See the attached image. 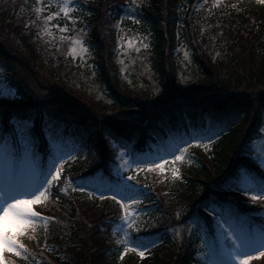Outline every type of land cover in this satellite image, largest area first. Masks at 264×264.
<instances>
[{"label":"trees","instance_id":"trees-1","mask_svg":"<svg viewBox=\"0 0 264 264\" xmlns=\"http://www.w3.org/2000/svg\"><path fill=\"white\" fill-rule=\"evenodd\" d=\"M106 4L105 0H78L77 7L79 10L75 12V22H70L71 24L76 23L80 28H83L81 25L85 26L83 30L86 32L90 45L93 47V52L100 55L107 53L103 52L104 46L99 40L97 25L104 19V7H106ZM119 7H117V10ZM133 15L139 23H133L132 20L125 17L120 22L127 24L129 28H139L149 34V48L153 54H156L158 61L164 58L168 46L169 50L172 47L177 48L180 46L181 48L182 46L190 51L192 60L198 66L200 73L211 76L212 73L202 64L203 54L211 52L212 55L217 56L215 64H221V62L225 64V70L220 77L225 78L227 82H231L233 88L250 89L251 87L257 88L263 85L264 2L262 0H236L232 5L228 3L225 6L221 3L219 7L204 4V0H141ZM8 19H10V16ZM211 27L214 30L209 36L207 32L202 33V30L206 31ZM24 36L22 34L20 39H24ZM251 41L255 44L253 50L255 51V65L247 68L243 66L237 67L238 61L235 58L232 60V57L238 52H241V54L235 57H243L242 47L236 51L234 49L231 50L228 46L233 44L242 46L245 42H250L251 44ZM247 50H251V48H247ZM109 52H111L110 47ZM6 58L3 48L0 47V62ZM102 63L103 65L105 64L104 60L100 59L98 64H96L98 67L97 74L106 91L110 93L109 99L113 104L119 105L120 108H131L132 102L120 98L113 90L111 81L115 78L111 79L112 76L107 74L106 71L107 69L111 70V65L105 64L107 67H103ZM161 66L163 65L158 64L157 72L161 75V86L165 91L159 95V99H154V102L160 103L157 107H165V109H173V111L177 112H179L181 107H188L190 110H183L184 112L179 114L180 117L184 116L183 119L192 123L184 124L181 121L180 123H182L181 125L184 128L176 130L175 127L168 128V121H159L162 119L159 117H157L158 120L154 118L157 126H147L143 131L145 136L153 137L151 142H159L162 133L163 135H170L172 131H182L188 136L190 132L188 126L195 129L200 128L204 133L212 132L214 126L225 128L211 140V144L208 141L199 145L189 142L190 146L186 155L190 158L181 163L179 169L180 178L170 180V183H168L173 193V200L182 201L186 198L191 200L196 198L197 195L195 203H207L209 200L207 192L212 187L216 191L213 194L214 197H217L215 198L216 201L211 195L215 204L218 203L217 199L221 197L224 200H227L226 196L230 198L228 194L224 195V192L228 190L233 192L230 196L237 201L234 203L238 205L239 209L234 205V208H232L236 213L239 214L243 211V208L244 210L257 208L255 203H251L247 207V203L242 201L237 187L232 185V182H230V185L227 184L225 179L231 177L229 179L233 180L238 172L245 171L247 173L250 171L249 169L255 166L252 160L253 153L251 148H249L251 136H247L248 138L245 140L243 147L239 139L241 133H245L242 128L247 124L254 104L259 107L260 105L262 106V102L258 99L253 102H229V100H224L219 96L213 100H201L202 102L198 98L197 101L192 99L195 93H199L201 90L207 91L212 86L219 89H228L230 84L225 81L222 82L223 85H216L215 82L207 80V83L202 87L192 84L191 89L181 91L176 88L173 93L172 90L170 93L166 85L164 68ZM209 68H212V66L209 65ZM7 82L15 88L17 98L15 101L7 103L0 101V108H3V111L0 110L1 120L7 125L6 121L13 112L16 113L19 119L31 120L33 125L31 132L35 141V132L40 134L43 112L39 116L36 111L33 113L32 107H35L39 112L42 110L38 108V103H34L30 96L24 92L19 82L16 84L12 79H8ZM175 92L180 96L178 99L174 98ZM169 100H172V102H168ZM169 107L174 108L170 109ZM34 114L35 116L32 119ZM197 119H201V122L203 120L207 121V125H201L203 123L199 125L191 121H197ZM73 123L81 127L91 126L92 129L90 132L73 135L75 136L73 139L75 144L80 140L82 143L71 148V152L72 150H75V152L70 153V155L66 154V156H69L67 157L68 159L64 156L61 182L52 186L49 199L45 202L54 206V212L45 211L44 205L39 206L41 208L37 209L45 217L54 219L48 221L47 228L41 223L35 232H29L22 239V242L29 249L27 260L16 257L14 254H9L6 256L5 264H197L198 260L193 258L194 254H189V251L191 252L190 247H185L186 252L183 251L182 254L176 255L177 245L171 240L166 230H155L152 226L145 225L151 216L155 215L158 217L160 214V210L157 207L150 211H145L152 208V204L149 202L151 201V196L145 189H140L133 193L134 199L139 200L141 203L147 202L148 204L147 207L142 208L143 221L139 222L140 219L137 220V226L129 231L133 244L140 243L147 246L143 257L138 252L132 251L131 247L125 253L123 246L117 244L116 239L109 235L98 237L94 240L93 237L95 238L98 235L96 232H93L90 236L88 235V227L85 220L94 219L95 216L92 210H95L98 215L102 208H105V202L100 201L108 198L100 199L99 203H96V197L93 194L75 189L74 185L78 181L95 174L97 169L102 168L106 174H111V170L106 169L108 164L113 161L112 154H110L112 150L107 142L113 140V143H115L114 141L120 143L121 139L117 137L114 138L115 140L106 138L101 132L102 125L113 130L114 125L101 121H95L90 124L87 120L80 117L73 120ZM117 133L121 136L120 131ZM39 142L43 153H46L48 143L42 133ZM151 142L145 137L143 140L134 142L131 148L135 151L144 149ZM195 147L203 148V152H197L200 149H194ZM230 168L231 170H229ZM228 171H230V174H228ZM138 177L141 179L143 176L138 173ZM65 180L70 181V183L65 184ZM208 182H211L210 186ZM62 188H67V191H62ZM129 194L131 192H126L123 196ZM116 203L118 202L116 201ZM55 210L57 213H55ZM230 212L231 210H229ZM151 233L157 234L159 239L150 237L143 241L139 238L141 235ZM83 237L87 239L86 246L84 245ZM88 237L90 238L89 244L87 243ZM195 237L196 234L190 238L195 239ZM201 247L204 249L203 244H201ZM79 252H83V255L81 254L78 258L75 257L74 255ZM205 254L206 251H203V255ZM206 255H209V253ZM204 263L206 262L201 264Z\"/></svg>","mask_w":264,"mask_h":264},{"label":"rangeland","instance_id":"rangeland-1","mask_svg":"<svg viewBox=\"0 0 264 264\" xmlns=\"http://www.w3.org/2000/svg\"><path fill=\"white\" fill-rule=\"evenodd\" d=\"M141 0H105L106 7H104V19L99 22L98 32L99 40L104 46L103 52L106 54H96L93 52V47L90 45L89 39L86 36V32L83 30L85 26L81 25L83 28L75 24H71V20H65L63 16L59 18H54L50 23L53 25H60L63 28L65 25L68 27L67 32H60L59 29L52 27L48 29L51 35L47 34L43 29L45 23L43 16H47L51 11H56L55 5L52 6L50 10H46L37 17L35 15L34 9L38 6L36 0H0V47L3 48L6 54V59L0 62V101L7 103L16 100L17 92L15 88L10 85L7 80L12 79L17 84L21 85L24 92L30 96L34 103H38V108L46 110V116L44 118L46 137L50 143L52 155L46 159V166L54 163H59L61 159L66 156L64 151H61L62 143L68 145L67 139L61 142L65 131L67 134H74L75 130L72 125H70L73 120L82 118L87 120L90 124L95 121H101L103 123H108L114 126L126 125V126H138L140 122L144 120V117H152L161 113L162 111L169 110L165 107H157L158 102H154V99H159V95L165 90L161 86L160 74H158V64H162L164 68L166 85L169 92H174V89H179L185 91L191 89L192 84L202 87L207 83V80L215 82L216 85H223L222 82L225 78H221V74L225 70V64H215L216 55H212L211 52L204 53L202 56V64L206 67L208 71L212 73L211 76L201 74L198 66L194 64L192 60V55L190 51L180 46L177 48H171L164 54V58L158 61L156 54H153L149 48V34L139 28H129L127 24L120 23L118 19V14L116 8L125 3L126 12L132 13V10L137 9ZM211 6H218L222 3L232 5L236 0H219V4L216 0H206ZM45 5L48 4V0H43ZM10 16V19L8 17ZM131 27V26H130ZM15 30V31H13ZM213 27L207 29L208 36L213 31ZM18 33V34H15ZM23 35L24 39H20ZM64 39H61V37ZM76 39H81L84 42V46L88 49L87 53L81 56H72L70 49L73 47V43ZM111 39V40H110ZM28 41V42H26ZM148 45L147 48L143 45ZM245 42L241 45H229L228 47L238 51L242 47L243 57L236 58L241 54V52L233 55V58L237 59V67H251L255 65L254 53L255 44L253 41ZM109 45V46H108ZM78 47V46H77ZM109 47L111 52L108 53ZM233 47V48H232ZM139 48V51L136 49ZM180 48V49H179ZM251 48V50H247ZM223 50V48H221ZM247 52H246V51ZM234 51V52H236ZM240 55V56H242ZM103 59L105 64L111 65V70L108 69L107 74L112 76L111 81L113 90L115 93L125 101L132 102L131 108L121 107L119 105L113 104L109 99L110 93L106 91L104 84L98 78V61ZM102 66L107 67L106 65ZM209 65L212 68H209ZM210 81V82H211ZM227 82V81H225ZM264 82V81H263ZM229 83V88H214L210 87L209 90H201L199 93H195L192 99L197 101V98L202 100L206 99H217L216 97H221L224 100L231 101H244L253 102L254 100H260L262 106L254 107L250 112L247 124L242 128L239 142L243 143L250 135L254 133L252 137L254 141L255 149L260 153L261 159L253 157V162L255 161V167L260 168L261 164L264 169V83L260 87H251L250 89H236L232 87L231 82ZM226 86V85H225ZM180 96L175 92L174 98L178 99ZM153 98V99H152ZM173 101H175L173 99ZM201 101V102H202ZM168 102H172L169 100ZM170 109L174 107H169ZM33 113L36 111L35 107L31 108ZM163 109V110H161ZM3 111V108L0 109ZM263 111V112H262ZM37 112V111H36ZM262 112V113H261ZM5 113V112H4ZM262 115V116H261ZM35 114L32 116V118ZM63 119V120H62ZM23 121V120H21ZM30 128L31 123L27 121ZM64 125H63V124ZM12 126L18 132V147L15 144L8 145V151H15L18 148L20 152V164L23 165L22 171L19 174V180L30 181L38 173L36 169V164L39 162L40 149L34 146L33 133L30 131L23 134L19 131L16 125V121L13 120ZM68 127L65 129V125ZM107 128L106 126L103 129ZM91 126L82 127L80 129L81 133L90 132ZM223 130L218 126H214L213 132H219ZM10 134V133H9ZM35 136L36 133H35ZM65 136V135H64ZM211 136V135H210ZM38 137V136H37ZM1 142V139H0ZM82 141H78L77 144L72 141V147L81 144ZM0 146L2 144L0 143ZM162 147V145H160ZM199 148L195 147L194 149ZM203 152V148H199ZM158 150L160 147L158 145ZM67 152V151H66ZM75 150L67 152L74 153ZM120 152H117L119 158V163L116 162L115 165H110L108 167L113 171H121L122 168L127 176L121 177L120 183L109 184L105 183V189L120 190L122 182L129 185H134L131 192L133 194L135 191L140 189H145L151 196L152 205L150 208H159L160 214L157 216H151L146 221L145 225L152 226L155 230L163 229L169 232L171 240H174L176 247V255L182 254L185 250L184 248L190 247L192 251L198 253L201 252L199 244L189 243V234L192 230H195L200 224V229L204 232L214 234L216 231V220L213 217L205 215L203 212L198 211V206L194 202L197 199H185L182 201H174L173 193L170 190L168 183L170 180L177 179L173 175V168L180 169L182 162L167 163L165 171L161 172L157 170L144 169L139 171L142 174V178L138 177V173L134 171L137 169H132L128 163L124 164L120 158ZM196 152V151H194ZM196 152V153H197ZM125 155L123 160L127 161V157L130 153L124 152ZM189 153V152H188ZM190 153V154H196ZM51 154V153H50ZM110 154L115 155V151H111ZM156 151H153L151 156L152 162L159 160V156L155 155ZM65 156V157H64ZM187 155L185 160L189 159ZM260 158V157H259ZM117 159V158H116ZM130 164V160H128ZM159 162V161H158ZM180 163V164H179ZM257 164L259 167H257ZM261 166V167H262ZM51 169L47 167V172ZM260 170V169H259ZM129 176H135V180H128ZM237 176V175H236ZM246 174L241 171L238 173L237 178L234 180L243 185V179ZM7 177V178H6ZM11 173H7L3 167H0V189L5 185V182L10 178ZM115 177V176H113ZM16 179V178H15ZM102 178L89 179V186L95 184L93 191L99 190V185L102 184ZM235 184V182H232ZM211 185V182H208ZM92 192V191H91ZM243 199V197H241ZM250 199V198H249ZM96 203H99L100 199H95ZM105 208H102L100 213L97 215L95 210H92L95 218L92 220H85L88 227V235L90 236L93 232H96L97 237H93V240L98 237H103L102 224L97 225V223L103 218L115 221L119 219L121 214L120 206L110 198L104 201ZM251 203L257 204V209L264 208V201L257 200ZM147 202L139 203L137 205L130 206V213L133 214V218L139 222L143 221V216L141 215L143 207H147ZM45 207V211L52 212L54 210L53 205L42 204ZM40 204L33 205L32 207L38 211L42 206ZM150 206V205H149ZM192 208L197 210L201 216V222L196 215H191ZM215 209V212L211 211ZM51 210V211H50ZM212 216L220 217L226 216L219 208L215 206H209ZM149 211V210H148ZM194 214H196V212ZM54 212V211H53ZM55 213L56 210H55ZM89 214V213H88ZM147 214V213H146ZM44 216V214H42ZM45 217V216H44ZM261 219V218H260ZM52 220V219H48ZM124 224L114 225L113 230L117 232V235L124 234ZM95 236V235H94ZM84 238V245L86 246V237ZM88 237V244H89ZM203 240V239H202ZM87 244V245H88ZM259 251H264V249H259L251 254L252 258L248 261V264H264V255H260ZM12 254L5 252L3 254V262L7 259V255ZM83 252L75 254V257H80ZM201 255V254H200ZM200 255H197L200 257ZM5 264V262H4ZM235 264V262H234Z\"/></svg>","mask_w":264,"mask_h":264},{"label":"snow or ice","instance_id":"snow-or-ice-1","mask_svg":"<svg viewBox=\"0 0 264 264\" xmlns=\"http://www.w3.org/2000/svg\"><path fill=\"white\" fill-rule=\"evenodd\" d=\"M36 2L38 6L35 7L34 12L37 17L55 5L56 11H51L47 16H43L45 23L43 30L47 34L51 35L48 29L52 27L59 29L60 32L68 31L67 25L61 28L58 24H51L50 22L54 18L63 16L65 20L75 22L74 13L79 10L76 0H48L47 5L43 3V0H36ZM216 3L219 4V0H216ZM129 19L133 23H139L135 16H130ZM61 39H64V37L62 36ZM143 47L147 48L148 45L145 44ZM136 50L139 51V48ZM87 51L88 49L84 46V42L81 39H76L73 47L70 49L72 56L78 55L83 57ZM16 125L21 133L26 134L30 132L27 121L17 120ZM261 132H264V129H261ZM191 142L197 145L201 144V140L195 136L191 137ZM182 143L183 147L177 145L170 152L166 153L171 158L173 164L183 162L185 159L190 144L189 141H183ZM208 143L211 144V139L208 140ZM124 155V150L121 149L120 158L126 164L127 161L123 160ZM159 160V163H148L143 168L148 170L159 169L161 172H164V166L168 161L164 157H160ZM63 163L64 160L61 159L59 163L53 164V170L37 174L30 181H21L10 177L5 182L4 187L0 189V264H4L3 254L5 252L12 253L24 260L28 259L29 249L22 242V239L29 232H35L41 223L47 228L49 219L36 211L32 206L37 204L42 205L49 199L52 186L61 182ZM257 167H259L258 164ZM137 170H141L140 165H137ZM172 171L174 177L180 178L178 168H173ZM40 175L44 177L42 180L39 179ZM135 179V176L128 177L129 181ZM242 182L244 184L243 191L245 196H250L253 202L257 200L264 201V172L261 173L259 179L255 175H246ZM64 183L69 184L70 181L65 180ZM121 188L123 191L132 192L134 185L122 182ZM61 190L67 191V188H62ZM80 190L84 191L83 188ZM112 199L118 202L122 210L119 220L124 224V238L116 239V243L123 246L125 253L131 247L132 251L138 252L143 257L147 246L136 243L133 247V240L128 231L137 226V221L129 211L130 206L137 205L140 201L134 199L133 195L122 196L119 199L114 195ZM211 211L215 212V209ZM214 218L216 220V231L212 235L211 241L207 239L202 241L206 244L209 251L210 259L208 260V264H234V262L235 264H248V261L252 258L250 252L264 249V229L257 230L245 227L242 222L231 216ZM113 235H116L115 229L113 230ZM259 254L264 255V251H259ZM197 255H200V253H197Z\"/></svg>","mask_w":264,"mask_h":264}]
</instances>
